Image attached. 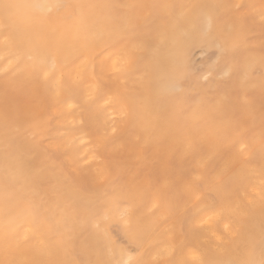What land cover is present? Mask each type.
<instances>
[{"label":"snow or ice","instance_id":"6c2138e0","mask_svg":"<svg viewBox=\"0 0 264 264\" xmlns=\"http://www.w3.org/2000/svg\"><path fill=\"white\" fill-rule=\"evenodd\" d=\"M0 79V264H264V0H0Z\"/></svg>","mask_w":264,"mask_h":264},{"label":"bare ground","instance_id":"6f19581e","mask_svg":"<svg viewBox=\"0 0 264 264\" xmlns=\"http://www.w3.org/2000/svg\"><path fill=\"white\" fill-rule=\"evenodd\" d=\"M237 2H243V1H246V2H248V3H253L254 2V0H236ZM118 2H122V3H131V2H151V0H118ZM166 2H169V3H182V2H184V0H166ZM206 2H212V0H206ZM162 23V22H161ZM215 50L214 49H212V48H208V49H204V50H201V49H199V48H196V49H193L192 50V52H191V59H192V61H193V63L197 66V67H203V68H206L211 62H212V60L213 59H215V57L213 56V52H214ZM211 52V54H209ZM198 55H201V59L200 60H198V58H197V56ZM3 83H4V81H3V79H0V86H2L3 85ZM69 119H71V117H69ZM57 127H59V126H57ZM54 135H55V133H54ZM133 135L134 136H137V135H140L144 140H143V142L146 144V145H149V146H154V147H157L158 145L154 142V141H152V140H150V139H148V137L145 135V134H143V133H141L139 130H137L135 133H133ZM132 136V135H131ZM130 140V139H129ZM134 140V139H133ZM136 140H137V138H136ZM140 141H142L141 139L140 140H137V142L138 143H140ZM128 143H126L125 144V147H126V145H127V147H128V144L130 143L129 141H127ZM137 142H136V144H137ZM134 143H135V141H134ZM132 142L129 144L130 146H132ZM136 144H134V146L136 145ZM136 146H139V144H137ZM124 149V148H123ZM131 149V148H130ZM136 148L134 147V150H135ZM153 149V148H152ZM151 149V150H152ZM157 150H159L158 148L156 149V151ZM123 151V150H122ZM141 152H142V149L140 150ZM154 151V150H153ZM139 152V151H138ZM151 152V154H152V151H150ZM129 153V152H128ZM132 153H133V146H132ZM135 154V153H134ZM155 154V153H154ZM132 154L130 153V156H131ZM138 155H141L140 153L138 154ZM145 155V154H144ZM149 156H150V154H148ZM147 154L145 155V156H147V157H149ZM128 156V155H127ZM142 157V156H141ZM127 158V157H126ZM128 160H129V157H128ZM137 160V159H136ZM139 160V159H138ZM142 160H144V159H142ZM141 160V162H143ZM130 161V160H129ZM145 161V160H144ZM132 161H130V163H131ZM140 162V161H139ZM137 163H138V161H137ZM147 163V164H146ZM135 164V163H134ZM133 163H132V166L134 165ZM145 164L147 165V167L149 166L148 165V162H146L145 161ZM145 164H143V166L145 165ZM153 164V163H152ZM151 165V164H150ZM139 166V165H138ZM154 166V164L152 165V167ZM134 168V167H133ZM130 177V176H129ZM128 177V179H131V177L129 178ZM51 186H54V182H53V184L51 185ZM51 186H49V187H51ZM49 187H47V188H45L46 189V191H45V193H46V195H47V198L48 199H53L54 198V191L53 190H51L52 189V187H51V189H49ZM54 188V187H53ZM69 226H71V225H69Z\"/></svg>","mask_w":264,"mask_h":264},{"label":"rangeland","instance_id":"374dc122","mask_svg":"<svg viewBox=\"0 0 264 264\" xmlns=\"http://www.w3.org/2000/svg\"><path fill=\"white\" fill-rule=\"evenodd\" d=\"M231 2L232 3H237V1L236 0H231ZM244 3H248V2H246V1H243ZM260 2V0H254V4H258ZM209 54H211V52L209 53ZM197 58H198V60H200L202 57H201V55H198L197 56ZM136 138H137V136H134L133 134H132V136H130L129 138H128V140L127 141H129L130 143L132 142L133 144H132V146H133V153H132V146H130L129 144H128V147H127V145H126V147L124 146V149H123V153H124V155H125V157H127V159H128V157H129V160L130 161H132L131 163H130V161H129V163L132 165V163L134 164L133 165V167L134 168H136V167H147V163L145 164V161L146 162H148V167H152V163H153V155H154V153H156L157 151H156V149L158 148L159 149V147H161V146H157V147H154V146H149V145H146L144 142H143V138H141V140L142 141H140V143H138L137 142V140H136ZM130 139V140H129ZM134 139V140H133ZM134 141H135V143H134ZM136 142H137V144H139V146H136L137 144H136ZM128 143V142H127ZM134 144H136L135 146H134ZM134 147L136 148L135 150H134ZM131 148V149H130ZM153 148V149H152ZM142 149V152L140 151ZM152 149V150H151ZM154 150V151H153ZM139 151V152H138ZM150 151H152V154H151V152ZM129 152V153H128ZM130 153L132 154L131 156H130ZM135 153V154H134ZM141 154V155H138V154ZM147 154H150V156L149 157H147V156H145V155ZM128 155V156H127ZM142 156V157H141ZM137 159V160H136ZM139 159V160H138ZM142 159H144V160H142ZM141 160L143 161V162H141ZM137 161H138V163H137ZM140 161V162H139ZM143 164H145L144 166H143ZM151 164V165H150ZM139 165V166H138ZM130 178V177H129ZM49 186H51V185H49ZM48 186V187H49ZM51 187H52V189H51ZM51 187H49V189H51V190H53L54 191V186H51ZM47 188V187H46ZM45 191H46V189H45Z\"/></svg>","mask_w":264,"mask_h":264}]
</instances>
